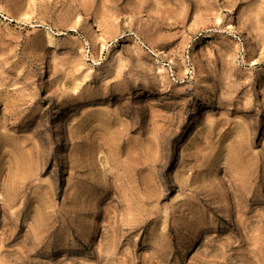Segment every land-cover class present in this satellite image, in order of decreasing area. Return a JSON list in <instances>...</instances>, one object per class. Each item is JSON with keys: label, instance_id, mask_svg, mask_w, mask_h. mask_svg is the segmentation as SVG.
Wrapping results in <instances>:
<instances>
[{"label": "rangeland", "instance_id": "rangeland-1", "mask_svg": "<svg viewBox=\"0 0 264 264\" xmlns=\"http://www.w3.org/2000/svg\"><path fill=\"white\" fill-rule=\"evenodd\" d=\"M0 264H264V0H0Z\"/></svg>", "mask_w": 264, "mask_h": 264}, {"label": "bare ground", "instance_id": "bare-ground-1", "mask_svg": "<svg viewBox=\"0 0 264 264\" xmlns=\"http://www.w3.org/2000/svg\"><path fill=\"white\" fill-rule=\"evenodd\" d=\"M237 25H238V27H239L240 29L243 28L242 25H241L240 23H237ZM40 71H41V73H42V76L46 79L47 76H48V73H47V66H46L45 62L42 63V67H41V70H40Z\"/></svg>", "mask_w": 264, "mask_h": 264}]
</instances>
